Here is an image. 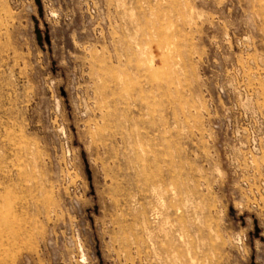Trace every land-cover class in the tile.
<instances>
[{
  "label": "rangeland",
  "instance_id": "374dc122",
  "mask_svg": "<svg viewBox=\"0 0 264 264\" xmlns=\"http://www.w3.org/2000/svg\"><path fill=\"white\" fill-rule=\"evenodd\" d=\"M0 264H264V0H0Z\"/></svg>",
  "mask_w": 264,
  "mask_h": 264
}]
</instances>
